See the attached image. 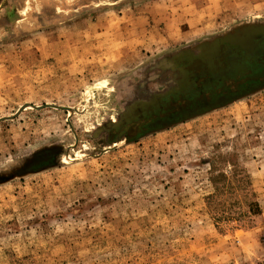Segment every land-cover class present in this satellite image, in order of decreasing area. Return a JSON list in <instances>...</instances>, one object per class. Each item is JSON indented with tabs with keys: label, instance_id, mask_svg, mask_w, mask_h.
<instances>
[{
	"label": "rangeland",
	"instance_id": "374dc122",
	"mask_svg": "<svg viewBox=\"0 0 264 264\" xmlns=\"http://www.w3.org/2000/svg\"><path fill=\"white\" fill-rule=\"evenodd\" d=\"M262 46L264 0H0V264H264Z\"/></svg>",
	"mask_w": 264,
	"mask_h": 264
},
{
	"label": "flooded vegetation",
	"instance_id": "af4514ba",
	"mask_svg": "<svg viewBox=\"0 0 264 264\" xmlns=\"http://www.w3.org/2000/svg\"><path fill=\"white\" fill-rule=\"evenodd\" d=\"M255 52V54L247 55V57H244V59H234L235 54L232 51L226 54L224 61L226 66L228 67L233 65V67L227 69V74H225V76H222V78L220 79L218 78L217 82H220L219 84L223 82L224 84L227 82L236 83L237 81L245 80L246 78L251 77L250 73L253 66L257 68L258 66H264V58H261L262 53H264V46L260 47Z\"/></svg>",
	"mask_w": 264,
	"mask_h": 264
},
{
	"label": "trees",
	"instance_id": "16d2710c",
	"mask_svg": "<svg viewBox=\"0 0 264 264\" xmlns=\"http://www.w3.org/2000/svg\"><path fill=\"white\" fill-rule=\"evenodd\" d=\"M248 211L250 212H257L258 211V206H257V203L255 201H252L248 204Z\"/></svg>",
	"mask_w": 264,
	"mask_h": 264
}]
</instances>
